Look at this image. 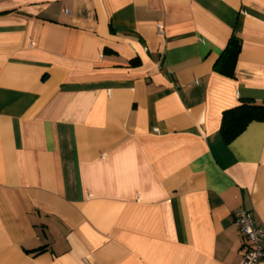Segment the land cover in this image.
<instances>
[{
    "label": "crops",
    "instance_id": "crops-1",
    "mask_svg": "<svg viewBox=\"0 0 264 264\" xmlns=\"http://www.w3.org/2000/svg\"><path fill=\"white\" fill-rule=\"evenodd\" d=\"M241 101L264 0H0V264H240L232 213L264 230V123L219 131Z\"/></svg>",
    "mask_w": 264,
    "mask_h": 264
},
{
    "label": "trees",
    "instance_id": "trees-1",
    "mask_svg": "<svg viewBox=\"0 0 264 264\" xmlns=\"http://www.w3.org/2000/svg\"><path fill=\"white\" fill-rule=\"evenodd\" d=\"M240 48V40L232 37L219 59L215 62L214 71L224 77L233 78ZM252 122L264 123L263 102L241 101L235 107L225 110L221 115L219 128L224 143H231Z\"/></svg>",
    "mask_w": 264,
    "mask_h": 264
},
{
    "label": "built area",
    "instance_id": "built-area-1",
    "mask_svg": "<svg viewBox=\"0 0 264 264\" xmlns=\"http://www.w3.org/2000/svg\"><path fill=\"white\" fill-rule=\"evenodd\" d=\"M233 223L244 240L240 252V264H259L264 262V230L256 223L254 214L244 209L232 213Z\"/></svg>",
    "mask_w": 264,
    "mask_h": 264
}]
</instances>
